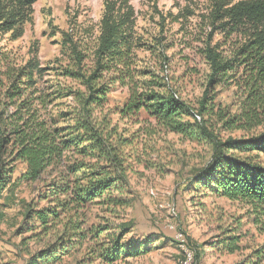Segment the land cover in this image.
Here are the masks:
<instances>
[{
  "label": "trees",
  "instance_id": "trees-1",
  "mask_svg": "<svg viewBox=\"0 0 264 264\" xmlns=\"http://www.w3.org/2000/svg\"><path fill=\"white\" fill-rule=\"evenodd\" d=\"M38 1L15 0V7L31 10ZM224 19L228 27L223 32L242 39L229 57L215 47L205 49L211 74L198 109L172 89L166 91L163 83L146 79L153 75L138 68L133 57L131 14L118 17L110 8L91 56L69 45L67 63L57 60L43 66L33 57L0 71V199L16 165H25L19 183H42L44 192L36 205H27L23 229L54 240L30 264H54L88 240L90 264L141 253L139 242L126 240L135 228L131 221L83 228L90 205H103L110 212L131 207L132 167L124 151L130 142L113 119L116 113L124 119L144 109L177 133H184L183 115L192 117L212 146L211 160L198 171L196 186L204 184L224 198L251 206L264 221V0L241 1L225 11ZM240 74L245 78L239 87L247 89V95L240 113L233 115L216 103L213 90ZM117 84L129 87L131 95L113 112L109 95ZM215 122L230 131L262 130L222 139L211 129ZM42 202L47 205L42 207ZM227 241L232 251L238 249L237 238Z\"/></svg>",
  "mask_w": 264,
  "mask_h": 264
},
{
  "label": "rangeland",
  "instance_id": "rangeland-1",
  "mask_svg": "<svg viewBox=\"0 0 264 264\" xmlns=\"http://www.w3.org/2000/svg\"><path fill=\"white\" fill-rule=\"evenodd\" d=\"M241 1L246 0H39L31 10H21L15 0H0V71L33 57L43 66H53L57 60L67 63L69 45L91 56L110 8L118 17L131 14L133 57L138 68L153 75L146 79L163 83L166 91L172 89L198 109L211 74L204 51L215 47L225 57L234 51L242 38L223 32L228 27L224 16ZM10 27L15 28L9 31ZM243 78L240 74L214 86L216 103L233 115L240 113L246 100L247 89L239 87ZM130 95L129 87L117 84L109 95L108 109L121 110ZM260 113L264 120V109ZM182 118L185 130L177 133L144 109L124 119L113 114L130 142L124 151L132 167L131 207L110 212L103 205H90L83 228L134 223L126 240L139 242L141 253L107 264H264V221L258 220L252 207L224 198L204 184L196 186L198 171L211 160L212 146L192 117L185 114ZM221 127L215 122L211 129L222 139L262 130ZM25 172L26 166L18 163L2 191L0 264H30L54 242L38 230L23 229L27 205H36L44 192L42 183H19ZM234 237L238 249L232 251L227 240ZM88 247L89 240L81 250H72L54 264H90Z\"/></svg>",
  "mask_w": 264,
  "mask_h": 264
},
{
  "label": "built area",
  "instance_id": "built-area-1",
  "mask_svg": "<svg viewBox=\"0 0 264 264\" xmlns=\"http://www.w3.org/2000/svg\"><path fill=\"white\" fill-rule=\"evenodd\" d=\"M181 238H182V234L180 235V238L179 239L181 240Z\"/></svg>",
  "mask_w": 264,
  "mask_h": 264
}]
</instances>
